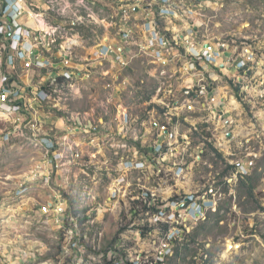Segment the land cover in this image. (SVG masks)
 I'll list each match as a JSON object with an SVG mask.
<instances>
[{
	"label": "rangeland",
	"instance_id": "1",
	"mask_svg": "<svg viewBox=\"0 0 264 264\" xmlns=\"http://www.w3.org/2000/svg\"><path fill=\"white\" fill-rule=\"evenodd\" d=\"M172 1L182 7V18L173 19L179 33H196L195 50H224L208 65L197 63L217 97L211 110L164 115L152 100L161 85L196 81L179 70L186 60L179 41L173 47L181 56L168 64L138 44L127 48V66L96 58L98 43L117 38L122 6L140 30L147 18L131 6L147 11L150 4L145 17L153 18L155 0H26L36 14L29 17L45 25L35 29L56 38L42 56L59 62L56 45L75 42L74 76L62 84L64 94L40 102L48 79L66 67L25 68L0 41V75L15 76L26 103L17 114L0 110V264H169V239L195 229L196 255L181 264H264V0ZM170 119L176 147L155 154L158 126ZM43 137L55 151L46 152ZM139 160L141 168L128 164ZM148 196L166 209L161 219L135 203ZM57 199L66 205L61 222L39 212ZM134 203L140 212L132 218Z\"/></svg>",
	"mask_w": 264,
	"mask_h": 264
},
{
	"label": "built area",
	"instance_id": "2",
	"mask_svg": "<svg viewBox=\"0 0 264 264\" xmlns=\"http://www.w3.org/2000/svg\"><path fill=\"white\" fill-rule=\"evenodd\" d=\"M21 1L22 0H0V41H3L4 39L6 40V35L10 33V49L13 53L12 56L22 60L25 68H30L31 66L46 68L52 63L48 57L41 55V51L48 50L56 38L52 36L50 37L49 32L46 30L24 27L18 22L20 14L24 11L22 7L18 6ZM148 6H150V4H148ZM154 6V10H156L155 17L149 18L144 16V18L147 19L141 24L142 33L140 40H138L137 37V22H128V19L130 18V7L127 4L122 6L120 8L118 21L115 23L116 26H118L117 36L121 46H115L112 42L106 45L99 44L94 53L96 58L100 59L108 57V60L110 59L114 64H118L119 67H124L129 63V59L132 58H129L128 55L129 50H132L130 45L138 44L140 50L147 52L155 58V60L152 58L154 62L157 59L156 62L159 61L160 63L164 62L165 64H168V62L171 61L172 63L175 58L181 56L180 53H176L177 51H175V47H173L179 41L183 44L182 47L184 46L186 52V60L180 66L179 70L182 71L183 74L192 73L194 75V80L196 81L195 83L192 82L190 85L184 84L182 80L181 82H183V84H181V82H170L167 86L161 85L158 87V91L153 96L152 100H156L157 104L162 106L164 109V115L174 114L173 110L179 108L195 110L197 107H201L205 110H211V104L217 105V97L213 93V90H211L212 86L206 81L204 74L201 70H198L197 63L202 65V67L203 64L208 65L218 58L223 57L224 50L213 48L210 45H208V47L201 46L199 50H195L194 42H196V33L194 29H189L187 27L184 29L186 31L185 33H179L182 30H178L179 28L177 26L172 29L169 28L170 26L175 25L173 19L182 18V7L175 4L172 0H155ZM131 7L135 10L134 5ZM29 14L36 15L32 12ZM161 21H165L164 29L159 26ZM183 24H185V22ZM74 45V41H65L64 43L59 44V46L56 45L61 57V66H65L66 68L58 70L59 72L55 75L56 77H50L48 79L46 85L47 88L41 91L42 95H38L39 100H47L50 102L54 100L52 99L53 95L59 96L64 94L61 90L62 84L66 83L68 79H71L74 76V70L72 69L73 64L71 63L72 48ZM192 46H194L193 49L196 52L190 51ZM127 47L129 48L128 51ZM221 47H225V44H221ZM38 54H40V56ZM242 64H244V62ZM58 77H63V79L59 81ZM178 92L181 93L182 99L178 97ZM22 96V89L18 85L17 80H10L9 74L7 73L0 75L1 111L15 112L16 114L20 113L22 107L26 105L24 101L19 102L20 99H23ZM58 100H60V97ZM215 111L216 108H214L212 112ZM126 116L127 115L125 114L123 115L121 119L122 124L127 121ZM171 121L172 119L168 122L161 123L159 126L157 125V139L154 141V144L151 145L155 154L165 151V148L167 152L176 147L178 135L176 130L172 128ZM41 144L44 146L47 153L56 150L54 142L52 139H48V137H43L41 139ZM142 163V160L128 162V164L131 165L132 168L134 167V169L141 168L140 165ZM25 184L26 182L23 181L19 185L17 193H22L26 189ZM149 211L150 210L146 212L149 214ZM39 212L41 214L53 213L56 218L55 221L61 222L66 212V205L63 200L57 199L54 200L53 204H45L39 207ZM165 213L166 209L161 207L160 211L152 213L151 215H154V218L161 219L162 215ZM162 263V260H160L156 264Z\"/></svg>",
	"mask_w": 264,
	"mask_h": 264
},
{
	"label": "trees",
	"instance_id": "3",
	"mask_svg": "<svg viewBox=\"0 0 264 264\" xmlns=\"http://www.w3.org/2000/svg\"><path fill=\"white\" fill-rule=\"evenodd\" d=\"M10 77V80H16L15 76H11L9 75ZM59 80H62L63 77H58ZM238 87H234V93L236 95V97L238 99L241 98L240 94L238 93ZM150 98V97H149ZM19 102H22V99H20ZM209 147L215 151L219 157H221V154L219 152H217V149L214 148L212 146V144L209 142L208 143ZM232 168V166H231ZM249 177H247L248 179ZM240 182H244L243 180H240ZM250 184V182H249ZM250 194H252V185L250 184L249 185V191H248ZM139 197L136 199L135 203H138L140 204L142 207H141V210L142 211H148L150 210L151 213H157L158 211L161 210V206L159 207L158 206V201L155 202V204H150V199L152 200V197L150 198L149 196L148 197ZM134 203V205L132 206L130 212L132 214V218H135L138 213L140 212L137 208H136V204ZM71 211V208L69 209ZM80 221V220H79ZM161 225H163V229L164 231L166 232L168 230V226L166 223H161ZM125 227L121 228L120 230H124ZM167 233V232H166ZM197 236H198V229L194 231V233H191L189 235H187V239L184 237L183 239H180L179 236L177 235H174L172 236V238L170 239V243L173 244V248H172V255H171V258H170V263L169 264H181L182 262H185L187 261L188 259L192 260L193 261V258L194 256L196 255V252H197V249H192L190 247V244L191 243H196V240H197ZM191 237V239L188 240V238ZM190 241V242H189ZM208 255H209V258L206 259L207 262H209L211 260V257L213 255V253L211 251H209L208 249L206 250V252ZM166 256L168 257V255L166 254ZM128 264H132L131 262L128 263Z\"/></svg>",
	"mask_w": 264,
	"mask_h": 264
},
{
	"label": "crops",
	"instance_id": "4",
	"mask_svg": "<svg viewBox=\"0 0 264 264\" xmlns=\"http://www.w3.org/2000/svg\"><path fill=\"white\" fill-rule=\"evenodd\" d=\"M19 5H20V7H22L23 9H24V11L20 14V16H19V19H20V22H19V20H18V22L22 25V26H24V27H28V28H33V29H35L36 28V26H38V28L39 27H45V25H43L42 23H40V22H42V20L39 22V21H35V17L34 18H32V17H29V13H31V11L30 10H28L29 8H28V5H27V3H26V0H22L20 3H19ZM145 10H147V11H150V9H149V6H148V8H146ZM147 11H139V8L138 7H136L135 8V12H134V14L137 16V18H141V17H144V16H146L147 14ZM139 14H141V15H139ZM146 14V15H145ZM150 14V13H149ZM139 15V16H138ZM151 15V14H150ZM24 16H25V19H24ZM32 16V15H31ZM33 16H36V15H33ZM38 22V23H37ZM176 26V24L175 25H172V26H170L169 28L170 29H172V28H174ZM136 30H137V37H138V40H140V37H141V33H142V29H138V28H136ZM110 42H112L115 46H121V44H119V39H118V36H117V38L115 37L114 38V40H107V38H105V39H103L102 40V43H98V44H101V45H106V44H108V43H110ZM118 43V44H117ZM204 47H208V44H205L204 45ZM128 48V47H127ZM47 50V49H46ZM11 50H9V52H10ZM13 54V53H12ZM46 54H48V53H46ZM39 56H40V54H38ZM42 55V54H41ZM44 56V55H43ZM45 57V56H44ZM59 57V56H58ZM52 64L51 65H49L50 67H48L47 66V70H52L53 68L55 69V68H57L58 66H61L62 64V62H61V59L59 60V62H54L53 61V59H52V62H51ZM86 66H91V65H89V64H91V63H84ZM90 69V68H89ZM88 69V67L87 68H85V70H87V72H89L90 70ZM44 79V78H43ZM184 80H186V78H184L183 77V80L182 81H184ZM180 82V81H179ZM176 83H178V82H176ZM41 87H44V86H41ZM42 90H43V88H42ZM39 95H42V92L40 91V94ZM37 101H39V100H37ZM40 102H42V101H40ZM44 102V101H43Z\"/></svg>",
	"mask_w": 264,
	"mask_h": 264
},
{
	"label": "clouds",
	"instance_id": "5",
	"mask_svg": "<svg viewBox=\"0 0 264 264\" xmlns=\"http://www.w3.org/2000/svg\"><path fill=\"white\" fill-rule=\"evenodd\" d=\"M18 6H20V5L18 4ZM9 38H10V37H9ZM9 38L6 39V41L8 42V48H9V46H10V42H11V41L9 42ZM10 39H11V38H10ZM162 262H164V261H162Z\"/></svg>",
	"mask_w": 264,
	"mask_h": 264
},
{
	"label": "water",
	"instance_id": "6",
	"mask_svg": "<svg viewBox=\"0 0 264 264\" xmlns=\"http://www.w3.org/2000/svg\"><path fill=\"white\" fill-rule=\"evenodd\" d=\"M6 37L7 38H9L10 37V33H8L7 35H6ZM11 41V39L9 38V42Z\"/></svg>",
	"mask_w": 264,
	"mask_h": 264
}]
</instances>
